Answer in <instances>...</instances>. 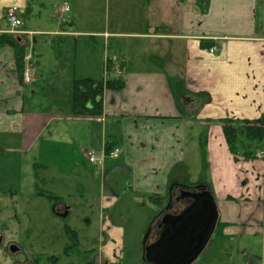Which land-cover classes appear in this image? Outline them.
<instances>
[{
  "label": "crops",
  "instance_id": "0c3cea01",
  "mask_svg": "<svg viewBox=\"0 0 264 264\" xmlns=\"http://www.w3.org/2000/svg\"><path fill=\"white\" fill-rule=\"evenodd\" d=\"M97 1L64 0L71 15L58 23L52 15L41 24L39 7L48 2L0 0V194L18 201L27 188L22 181L17 192L6 190L18 176L8 162L36 160L42 185L39 190L36 184L35 196L52 204L55 217L63 219L54 211L63 203L67 218L84 208L91 225L87 216L98 204L104 257L96 264H146L138 241L168 204L170 188H205L219 223L194 264H264V140L249 158L233 154L224 133L226 125L264 120V0H113V8L105 0L98 25L89 28ZM80 5L86 11L81 20ZM12 7L20 9L22 21L30 19L20 36L6 33ZM11 36L37 55L30 83L20 77ZM39 36L56 41L59 52L69 47L75 64L77 54L83 58L85 73L74 67L70 88L62 82L64 97L50 94L47 74L35 76L45 59L37 50ZM98 39L102 57L93 67L92 56L82 54L94 53ZM60 66L54 65L57 72ZM85 79L102 82L99 114L74 112V83ZM44 99L50 107L43 111ZM114 148L118 156H107ZM87 153L106 156L104 166L90 163ZM64 196L80 201L68 203ZM69 229L75 233L66 247L72 256L87 233L83 238L79 228ZM210 248L211 259L203 262ZM133 250L137 261L125 262Z\"/></svg>",
  "mask_w": 264,
  "mask_h": 264
},
{
  "label": "rangeland",
  "instance_id": "374dc122",
  "mask_svg": "<svg viewBox=\"0 0 264 264\" xmlns=\"http://www.w3.org/2000/svg\"><path fill=\"white\" fill-rule=\"evenodd\" d=\"M42 1H46L49 4L46 6V9H42V6L39 7V12L43 13L42 16L40 17L41 24L47 23L48 18L52 15L54 17L55 16L57 17V23L67 17L65 15H60L58 12V9L62 6L64 0H42ZM110 3L112 4L111 8H113L114 5L113 0H110ZM104 4H105V0H100L99 4L97 1V4L94 5V8L91 12L93 14L91 17L93 22L92 24L90 23L89 28L91 27V25L93 27L98 25V23H96L97 22L96 19H99L101 11H103L101 9L104 8ZM69 8L71 7L69 6ZM83 10H84V6L80 5L77 15V17H79L80 20L82 18V14L86 12V11L84 12ZM113 10L114 9H112L111 14ZM71 13H68V15H71ZM29 22H30L29 18L23 19V25H28ZM49 23H50L49 28H51L53 23L52 18L50 19ZM55 29L56 27L53 28V30ZM12 37L13 36H11V40L13 41V43L16 42V40L13 39ZM29 38L31 44L30 48H33V46L37 45L35 36H31ZM36 38L39 41V46L38 48L36 46V48L37 50H39L41 53L44 54L45 59L43 66L39 70L40 74L38 75L39 73L38 71L36 72L35 76H39L41 78L40 75L47 74L46 77L49 78L48 79L49 82L47 83L50 89V94L54 96L58 94L64 97L65 88L64 86H62V82L64 81V84L66 85V89L70 88V84L68 83L67 78H69L72 72L74 73V67H75V71H77L78 73L80 72L85 73V71L83 70L81 71L83 58H81V54L80 55L77 54L78 62L77 64H75L74 52H72L69 47L65 48L62 53L59 52L57 47L58 43L56 41L51 42L50 39H48V37L39 36ZM89 44H90L89 41H87V45ZM46 45L49 46L47 47ZM100 45L101 44L98 39V45H97L98 48H96L94 53L82 54L85 56V58L86 56L87 57L92 56L91 60L94 64L92 65L93 67H97L102 57V49ZM29 55L33 56L36 60L37 55L35 52H33L32 49H30ZM35 60H33V62H35ZM60 63L61 66L57 72L55 70L56 67H54V65L58 66ZM25 67L26 66L24 65L22 78L23 75L25 74L24 73ZM54 71L56 72L53 77L48 74V73L50 74L54 73ZM37 84L38 86H41V81H39ZM37 89L39 91L41 87L36 88V90ZM68 92L70 93V90H68ZM44 102L45 105L42 106L43 111L48 110L50 107V105L48 104V102L45 101V99ZM236 148L238 150V153L242 155L248 151H251L253 153L256 152L258 148H260V145L257 143H251L246 138L240 137L237 141ZM1 161L2 163H5L4 160ZM21 162L23 163L21 164ZM20 164H21L20 168L25 169L22 177L18 168ZM11 165H12V169H11L12 174L17 173L18 176L17 178H14L16 176H12V181H11L12 184L7 183L6 190L10 191L11 189H14L13 192H17L20 189L22 181H25L28 184L26 190L25 191L23 190V194H21L22 191L18 192V194L20 195L19 199H17L18 201L11 200L10 198H4V195L0 194V235L4 237L5 247L10 243H14L20 249L21 252L20 256H22L23 258L26 257L29 260H38L41 264H47V263L51 264L54 260L53 257H55L56 259H60L59 264H85L86 262L96 263L99 258L104 257V254H102L100 250L101 242L99 240L100 239V235H99L100 224H99V214H98L99 208L97 203L94 202V207H95L94 214H89L87 216V220L90 221L91 218V220L93 221L91 225L89 224L86 225L85 223L84 217L86 211L84 208H79L80 210L74 211V216L72 217L69 216L67 219L57 218L52 214V209H53L52 204L48 203L47 200L40 198V196L38 195L37 197L35 196V192L37 191L38 188L36 184L40 185V187L38 188L39 190L42 185V183L40 184V181L38 182L36 181V175L42 174V171L37 169L38 165L36 160H19V157H17L16 160L12 162V164L11 162H8L7 168ZM10 176H11V172H10ZM9 181H10V177H9ZM66 191L68 192L70 190L66 188ZM50 195L53 196L54 194L52 193ZM64 199L68 203H75V202L79 203L80 201L78 198H73L71 199V201H69L68 200L69 198L67 196H64ZM82 212L84 214H82ZM88 212L89 213L91 212L90 208L87 209V213ZM130 216H132V214ZM70 226H74L77 229L79 228V231L81 232L80 235L83 238H84V232H86L87 241L83 242V248L80 249V252L77 251L76 249L73 251L72 256L66 257L64 254V250L69 245L68 240L70 239V234L67 233V231L70 228ZM129 229L130 226H127V230ZM126 239L128 246H132L135 244L132 233L128 232ZM143 240H144V234L141 236L140 240L138 241L139 255H141V251L143 248ZM86 248H87V252H85ZM2 249L3 248L0 247V264H13L14 260L11 259V257L8 256L6 253H4ZM211 250L212 248H210L209 251L202 257L204 259L203 262H206L208 259L209 260L211 259L210 258V255L212 254ZM125 255H126L125 262L137 261L135 260L134 250L133 252L131 251L130 253L126 252Z\"/></svg>",
  "mask_w": 264,
  "mask_h": 264
},
{
  "label": "water",
  "instance_id": "95a60500",
  "mask_svg": "<svg viewBox=\"0 0 264 264\" xmlns=\"http://www.w3.org/2000/svg\"><path fill=\"white\" fill-rule=\"evenodd\" d=\"M181 199H188V205L179 213L163 217L158 240L148 243L151 230L145 235L143 262L146 264H194L215 234L219 210L212 194L205 188L200 192L185 189ZM68 212L66 207L65 213L58 216L66 219Z\"/></svg>",
  "mask_w": 264,
  "mask_h": 264
},
{
  "label": "trees",
  "instance_id": "16d2710c",
  "mask_svg": "<svg viewBox=\"0 0 264 264\" xmlns=\"http://www.w3.org/2000/svg\"><path fill=\"white\" fill-rule=\"evenodd\" d=\"M16 47V63L17 68L20 72V77H22L25 65L26 49L19 47L16 43H13ZM102 95V82L95 81L92 79H85L76 81L74 83L73 89V108L76 114H88L90 112H95L99 114L101 111V103L99 98ZM92 105V109L89 108ZM230 123V122H227ZM240 125L239 123H237ZM264 120H258L255 122H245L241 127L226 125L224 128V133L227 139V143L230 151L237 155L238 150L236 148L237 141L240 137L246 138L251 143H261L264 140ZM246 157L255 158V153L248 151L244 153ZM69 234L73 235V231L70 229L67 231ZM75 235V233H74ZM150 239V238H149ZM71 248H67L69 252ZM85 264H94L93 262H88Z\"/></svg>",
  "mask_w": 264,
  "mask_h": 264
},
{
  "label": "flooded vegetation",
  "instance_id": "af4514ba",
  "mask_svg": "<svg viewBox=\"0 0 264 264\" xmlns=\"http://www.w3.org/2000/svg\"><path fill=\"white\" fill-rule=\"evenodd\" d=\"M200 187V186H199ZM199 187H197V189H199ZM175 187H171L170 191L171 193H169V197H168V204L165 206L164 210L162 211V213H160L159 218L155 219L152 221V224L149 226L148 230L150 231V240L149 242H153V240L155 241L156 239H158L159 234H160V224L162 223V219L166 214H176L179 213L182 209V207L179 208L180 204H184L185 201L187 200L189 203L188 199H181L182 197V192L187 188H184L183 186H176L175 190H173ZM190 191V190H189ZM59 203V202H58ZM170 209V210H167ZM66 210V207L63 205V203H59L58 207L54 208V211L56 212V214H64ZM168 211V212H166ZM148 232V231H147ZM153 239V240H152ZM0 247H2V251L4 253H6L8 256L11 257V259H13V264H41L38 260H29L26 257H22L20 256V249L14 244V243H10L5 247L4 244V237L2 235H0ZM64 254L66 257H69L71 255V252L67 251V248L64 250ZM53 262L51 264H59L60 263V259H56L55 257H53ZM94 263V262H93ZM48 264V263H47ZM96 264V263H94Z\"/></svg>",
  "mask_w": 264,
  "mask_h": 264
},
{
  "label": "built area",
  "instance_id": "2783aa9c",
  "mask_svg": "<svg viewBox=\"0 0 264 264\" xmlns=\"http://www.w3.org/2000/svg\"><path fill=\"white\" fill-rule=\"evenodd\" d=\"M69 4L67 2H64L62 6L58 9V12L60 15H66L69 12ZM6 19L9 26V29L6 31L7 34L13 35V36H20L22 33V26L23 21L20 15V9L19 8H9L6 12ZM26 34V33H25ZM35 58L29 53L25 57V74H24V82L30 83L33 79V70L35 68V62H33ZM120 150L117 148H114L112 151L108 152L107 156L109 157H117ZM262 154H259L258 157H261ZM87 157L90 163L103 167L105 163L106 156L98 157L93 153H87Z\"/></svg>",
  "mask_w": 264,
  "mask_h": 264
}]
</instances>
